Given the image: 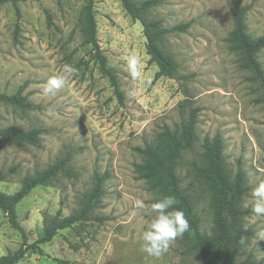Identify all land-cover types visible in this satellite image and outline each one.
Wrapping results in <instances>:
<instances>
[{"label": "rangeland", "instance_id": "1", "mask_svg": "<svg viewBox=\"0 0 264 264\" xmlns=\"http://www.w3.org/2000/svg\"><path fill=\"white\" fill-rule=\"evenodd\" d=\"M87 0H24L0 5V92L20 91L37 108L0 103V127L39 128L35 144L16 146L0 138V191H17L32 175L61 159L69 170L34 187L15 207L26 238L0 209V255L13 252L44 234L45 214L68 215L86 202L96 177L102 193L93 215L60 230L41 251L29 250L16 264H206L183 251L176 239L160 257L140 250L139 234L153 219L156 193L135 170L141 156L135 147L153 140L164 126L174 128L187 116V104L198 107L196 149L218 136L234 175L242 174L244 205L256 183L264 179V93L252 70L242 67L229 46L232 12L249 5L245 22L252 36L264 34V0H164L149 11L171 30L160 47L176 62L172 77L154 80L158 67L149 61L142 24L133 20L120 0H94L97 40L107 65L116 73L123 99L82 44L81 13ZM135 57L141 73L133 79L126 69ZM264 71V48L258 54ZM65 65L77 69L70 84L54 96L42 88ZM191 153L178 172L189 184ZM200 193L202 225L211 221L209 195ZM139 199L145 208L136 209ZM251 208V207H250ZM253 234L242 258L264 264V217H246Z\"/></svg>", "mask_w": 264, "mask_h": 264}, {"label": "trees", "instance_id": "2", "mask_svg": "<svg viewBox=\"0 0 264 264\" xmlns=\"http://www.w3.org/2000/svg\"><path fill=\"white\" fill-rule=\"evenodd\" d=\"M24 0H0V5L11 2L16 4ZM164 0H120L123 8L133 20L142 24L146 37V51L149 61L157 65L154 80L160 77H172L177 69V62L160 47L163 36L171 30H183L187 24L164 27L160 18L149 17V11L160 5ZM249 5H242L232 12L233 27L229 32L230 49L240 56L241 65L253 71L264 93V71L257 59L258 52L264 48V34L252 36L246 27V14ZM80 34L82 44L89 48V54L98 65L101 73L106 76L113 88L114 94L121 102L122 91L119 87L116 73L107 65L97 40V26L94 11V0H87L81 13ZM187 116L174 128L164 126L151 141L143 146L135 147L141 156V162L135 164V170L147 187L156 193V200L163 196H174L177 203L174 209L183 211L189 221V230L178 237L183 251L202 259L206 264H260L250 257L242 258L243 247L253 234L247 224L246 217L251 208L244 205L246 186L240 172L234 175L223 154V145L218 136L205 139L201 149H196L197 112L198 107L187 104ZM0 103L11 104L22 109H34L37 105L29 101L20 91L12 94L0 92ZM39 128L20 129L15 126L0 127V138L16 146H26L39 141ZM191 153L188 173L191 175L189 184L183 186L178 167L183 163L184 155ZM67 159H61L48 165L32 175H26L20 188L13 193L0 191V209L8 217L10 225L26 238L25 229L18 220L16 205L36 186L48 183L60 173L69 170ZM107 173L96 177V182L89 193L86 202L68 215L43 216L44 234L32 243H26L13 252L0 255V264H16L27 251L40 249V244L50 241L60 230L72 227L76 223L87 220L104 219L93 215L102 193L101 182ZM198 189L209 195L211 221L208 227L202 225L198 210L201 199ZM155 200V201H156ZM245 244L239 243L241 238Z\"/></svg>", "mask_w": 264, "mask_h": 264}, {"label": "clouds", "instance_id": "3", "mask_svg": "<svg viewBox=\"0 0 264 264\" xmlns=\"http://www.w3.org/2000/svg\"><path fill=\"white\" fill-rule=\"evenodd\" d=\"M137 60L131 57L126 62V71L131 78L139 79L140 71L137 67ZM77 73V69L71 65H65L62 72L51 76L43 85L42 94L44 96H54L57 92L69 86L71 79ZM177 203L174 196H163L150 205V210L154 214L153 219L148 224L146 230L139 234L140 250L148 256L160 257L164 254L170 244L178 237H182L189 230V221L183 211L174 209ZM134 207L136 209L145 208L142 200L137 199ZM251 212L256 217H264V179L259 180L251 191L250 195ZM260 240H264V233L260 234ZM245 244L242 237L239 241Z\"/></svg>", "mask_w": 264, "mask_h": 264}]
</instances>
